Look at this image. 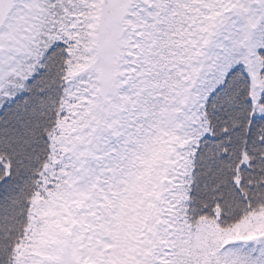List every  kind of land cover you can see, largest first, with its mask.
<instances>
[{
	"label": "snow or ice",
	"instance_id": "6c2138e0",
	"mask_svg": "<svg viewBox=\"0 0 264 264\" xmlns=\"http://www.w3.org/2000/svg\"><path fill=\"white\" fill-rule=\"evenodd\" d=\"M0 264H264V0H0Z\"/></svg>",
	"mask_w": 264,
	"mask_h": 264
}]
</instances>
